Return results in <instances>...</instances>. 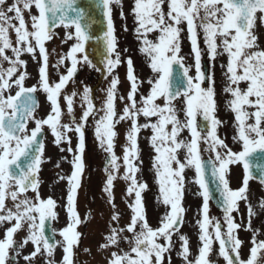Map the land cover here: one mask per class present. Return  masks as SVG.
Masks as SVG:
<instances>
[{
  "label": "snow or ice",
  "instance_id": "1",
  "mask_svg": "<svg viewBox=\"0 0 264 264\" xmlns=\"http://www.w3.org/2000/svg\"><path fill=\"white\" fill-rule=\"evenodd\" d=\"M164 0H134L132 12L138 24L136 32L144 36L141 52L147 54L150 58L149 66L157 74L155 80L149 79L151 85L150 93L141 97L142 106L137 107L135 95L138 91V80L134 75L133 62L131 57L127 58L128 80L130 81V92L127 99L130 101L123 113L116 119L115 110L116 89L119 83V77L111 80L110 87L107 90V97L100 112L103 113L96 120L95 135L98 138L101 147L109 154L108 164L114 170L119 169L117 160L119 159L114 152V121L119 122L126 119L132 120V127L127 133V140L130 147L125 149L123 156L126 171L123 179L129 181L127 193H135V202L130 205L133 209L131 223L127 230L133 232V239L129 242L131 253L136 254L133 258L129 253L118 255L113 252L109 264H163V254L170 250L172 235L179 230L183 223L184 208L182 207V198L184 191V170L186 167H193L197 174V183L203 190L202 221L197 223L201 229L199 240L202 246L199 248L198 257L194 261L188 259L190 251L188 247V238L180 236L182 241V255L185 264H210L209 255L212 249L214 239L219 241V255L225 260V264H259L258 252L264 250V241L256 242L253 237V247L250 249L249 258L245 261L240 259V248L243 243L235 231L241 227L235 223L231 213L237 209V201L247 199L246 191L249 175H246L243 186L237 190L229 187L226 171L228 165L243 161L244 168L247 171L249 165L246 157L256 148L264 150V51L246 52L245 49L256 47L257 37L253 34L257 13H260L259 19L264 23V0H168V11L162 8ZM113 4L121 5V0H92L91 8L98 9L106 22V31L102 36H96L97 41H102L106 49L104 58V68L111 74L113 70L121 63L119 53L116 52L115 28L112 19ZM38 11L37 15L31 16L32 31H28L24 12L31 13L32 8ZM12 15H9V14ZM203 13V15H201ZM121 15L123 13L121 12ZM199 19V25L195 22ZM18 21V26L13 23ZM182 22H186L190 39L195 52V67L197 77L188 75L189 68L183 64V58L178 54L180 52L178 36L181 29L178 27ZM95 18L89 8L78 5L77 0H13L11 4L8 0H0V60L8 61L10 67L3 69L0 67V224L11 223L5 231V238L0 239V264H6L9 260V250L19 249L31 242L34 245V251L24 259L32 261L42 249L46 251L49 257L59 243L63 248V264H73V246L77 243L79 233L75 231L80 223L78 213L75 210V198L77 190L80 187V177L83 171L82 154L84 151V127L90 115H94L95 109L92 101L89 99L91 89L85 87L82 99L87 101V108L83 111L80 122L73 120L75 127L70 125H61V108L58 103V97L66 83L73 77L77 71V64L80 60L77 53H84L85 44L93 39L90 29L95 24ZM62 25L65 29H74V32H68L65 37L67 40L74 39L76 42L71 46L66 57H61L58 65L64 62L67 57L71 58V67L66 75H62L60 80L52 85L48 82L47 61L48 55L45 48V41L52 39V29ZM202 27L205 38L211 51L212 57L217 55L216 37L222 38L223 50L229 54V63L227 66V75L229 85L225 88L226 92L231 93L233 99L230 101V107L236 112V120L239 122V139L243 141V151L233 152L227 148L223 140L216 134L217 125L220 123L215 116L214 99V80L210 77V86L206 89L201 88V83L206 76L201 72L200 51L197 47V27ZM16 34V46L14 47L10 38L9 30ZM143 30V31H142ZM159 31L158 42L153 43L146 38L147 33ZM37 48L42 58V64L39 69V86L47 94V99L52 105L51 112L44 119H36L35 112L39 107L35 93L39 90L36 85L30 88L24 86L26 73L20 74L12 83L9 80L17 72L18 65H26V61L20 59L24 52L36 57ZM11 49L13 57L5 55V50ZM115 53V59L112 54ZM84 63L92 65L85 54L82 57ZM179 64L183 70L185 84L182 87L172 88V66ZM97 71L101 69L96 68ZM239 70V74H238ZM240 82H247L246 90L239 87ZM17 87L15 95L9 90ZM235 85V87H233ZM8 92L7 95L5 93ZM76 93L67 96L68 111L71 113L72 100ZM183 96L186 105V122L181 124L174 107L169 105L175 99ZM164 97L165 103L161 107L155 104V101ZM254 97L255 99H250ZM121 100L124 97H120ZM245 107L255 108L256 111L249 113ZM197 114H201L204 120L210 122L211 130L207 131L206 136L202 137L203 128L198 129L196 123ZM143 115L146 118L158 117L156 123L137 124V117ZM254 118V123L245 125V121ZM29 120H34L35 127L30 131L27 128ZM171 124L170 132L165 131L167 125ZM50 127L54 143L60 145L62 142L71 144V138L67 132H77L79 143L77 154H74L72 161L73 172L67 179L71 185L68 199V212L71 223L61 230L63 242L52 240L45 235L46 220L55 219L56 213L52 211L55 207V201L48 197L40 198L38 173L43 162L44 143L40 138L43 127ZM207 127V125H205ZM141 128L153 129L151 137L152 145L158 154L155 157L156 172L160 192L163 194L162 203L169 207L162 218L160 226L153 229L147 222L144 207L141 198V191L147 187L146 183L138 182L136 173L139 168L133 164V158H138L137 135ZM187 128L190 131V142L178 140L179 133ZM63 129V131H61ZM247 132V134H246ZM255 134V138L250 139L249 135ZM212 150L218 147L226 149V155L221 156L216 151L214 160L211 163V176L217 184L220 196V206L225 213L227 230L222 235L221 224L217 221L212 225L213 232H209L210 220L208 217V201L210 198L209 182L206 181V162L201 160L199 143L202 139L208 140ZM162 145H170L163 146ZM186 149L185 161L181 162L176 152L180 148ZM61 151H64L61 148ZM67 151H73L71 147ZM21 157L27 158L26 165L22 166ZM219 162V166H217ZM175 163L176 168L172 165ZM264 167V166H262ZM108 171V168H106ZM116 178L113 171H108V176L104 191L108 194L110 202H113L112 194L113 181ZM59 179H64L63 176ZM261 183H264V175L261 177ZM29 189L36 193L35 201L25 197L18 199L21 193H26ZM10 197L14 202V210L6 208L5 200ZM264 208V202L260 204ZM254 215L251 204H249V224L251 228V216ZM113 221L119 220V213L112 216ZM14 221V223H12ZM139 223L140 229L137 232L136 226ZM27 224L28 235L17 244L14 241V234ZM124 229L112 228L110 234L106 236L107 243L101 247L107 248L115 246L120 241L119 233ZM55 234V230H53ZM163 237L165 244L157 243V239ZM51 240V242H50ZM87 251V249H86ZM19 255V251H16ZM51 264V261L49 262Z\"/></svg>",
  "mask_w": 264,
  "mask_h": 264
},
{
  "label": "flooded vegetation",
  "instance_id": "2",
  "mask_svg": "<svg viewBox=\"0 0 264 264\" xmlns=\"http://www.w3.org/2000/svg\"><path fill=\"white\" fill-rule=\"evenodd\" d=\"M124 4V9H121L119 5L113 4V23L115 28V37H116V52L119 53L121 63L113 70L111 74H109L106 69L103 67L95 66L92 67L87 63H84L82 57L85 55L84 53H80L82 64L80 65L79 75L76 77L77 82L68 81L65 87L59 93L58 102L67 101L66 97L70 92L78 94V115L69 113L68 108L60 106L61 108V117L60 124L61 125H70L73 128L76 123L80 122V118L83 114V111L87 108V101L82 99L83 90L85 87L91 89L89 99L92 101L94 105V109L96 110L94 115H90L85 127H84V151H83V159L85 162L83 163L84 173L82 171L81 181L88 183L94 182V174L97 169V176L99 179L104 178L107 180L108 171H113L116 178L113 181V197H114V205L113 214L119 213V220L113 221V228H122L124 229V234L119 235L120 241L117 245L111 246V252L117 253L118 255H123L125 253H129L133 258H136L135 253H131V244L129 243L134 237L133 232L127 230L128 225L131 223V218L133 216V209L130 205H133L135 202V193L129 195L127 193V188L129 186V181L123 179L124 173L126 171V166L124 164L123 156L125 154V149L130 147V142L127 140V133L130 131L132 127V120L126 119L123 121H119L118 123L114 121V131L116 132V136L114 138V152L115 155L119 158L117 160V164L119 165L118 170H112L109 167L108 171L103 169L101 161L106 159L109 155L100 145L98 138L95 135V123L96 120L99 119L102 112L99 111L104 105V102L107 97V90L110 87L111 80L114 77H119V83L116 89V100H115V110L117 113L116 119L123 113L124 107L130 103L127 99L128 94L130 92V81L128 80V67H127V58L131 57L134 68V75L138 80V91L135 95V99L137 102V107L142 106L141 97L147 96L150 93L151 85L148 83L149 79L155 80L157 78V74L153 72L150 64V58L147 54L141 52V48L145 45L143 44V39L145 38L142 35H139L136 32V28L138 26L135 16L132 12L134 7V0H122ZM165 13L168 11V0H164L162 5ZM121 12L126 13L125 21ZM9 15H12L11 13ZM203 15V13H201ZM197 25H199V20L195 21ZM14 24L18 26V21H13ZM256 24V22H255ZM178 27L181 29L179 32L180 35L186 34L188 31L186 22H182ZM32 30V29H31ZM143 31V30H142ZM68 32H74V29H65L62 25L55 27L52 30V39L45 41V48L47 50L48 61L47 66H55L58 67V61L64 54L69 50L70 43L69 40L65 42V37ZM201 33L205 35L202 27H197L196 34ZM159 31H153L147 33L146 38L153 43L158 42ZM9 38L13 44L16 46V34L13 30H9ZM181 45V43H179ZM180 47V46H179ZM182 50V49H181ZM5 55L14 58V54L11 49L5 50ZM112 58L115 59V53L112 54ZM21 60L26 61V65H18L17 72L13 74L12 78L9 80V83H12L18 76L22 73V66H37V64H42V58L37 48L36 57L33 58L32 54L24 52L21 57ZM207 58H202V62H208ZM92 65H94L92 63ZM11 65L8 61L0 60V67L3 69L9 68ZM96 68L101 69L97 71ZM48 82L50 85L58 82L60 80V75H47ZM40 78H25L24 86L26 88H30L33 85H36L39 89L37 91L39 95V107L35 112L36 119H44L51 112L52 105L47 99V94L40 89L39 86ZM210 86V83L207 87ZM17 87L13 84V87L9 90L12 95H15L17 91ZM8 92L5 93L7 95ZM64 95V96H63ZM63 96V101H62ZM120 97H124L123 100ZM74 98V97H73ZM182 99H186L183 96L175 99L169 105L170 107H174L175 114L180 120L181 124L186 122V105L185 101L182 103ZM165 103L164 97H160L155 101V104L159 106H163ZM183 104V105H182ZM184 109V111H183ZM200 118V123H201ZM158 117L153 116L151 118H146L143 115L137 117V124L143 125L145 123H156ZM197 128H199V114L196 117ZM34 120H29L27 123V128L30 131L35 127ZM172 125L169 124L166 126L165 131L170 132ZM44 135H45V145H46V157L43 158L41 169L38 173L39 180V195L42 199H47L51 197L56 204V200L58 197L61 199V203L64 204L65 197L67 193V184H64L62 179L59 177L64 176L66 170L70 167L71 161H73V154L64 153L58 154L54 156L52 149L50 148L52 145V141L49 140V136L53 133L49 126L45 125L43 127ZM63 131V129H61ZM68 137L71 138L72 143V134L74 131H70L66 133ZM153 129L151 128H141L137 135V144H138V158H133L130 156V159L133 160V164L139 168V171L136 173V178L140 183H146L147 187L141 191V198L144 207L145 216L148 224L153 228H158L160 226L162 218L165 216L166 212L169 211V207L162 203L163 194L160 192V187L158 183V176L156 172L155 157L158 155L155 152V149L151 142V137L153 135ZM178 140L184 141L185 143L190 142L191 134L189 129L184 128L177 137ZM67 143L62 142L61 144ZM243 143L242 140H232L227 141L225 145L227 146H236L238 144ZM68 144V143H67ZM69 145V144H68ZM71 145V144H70ZM206 144L203 146L205 147ZM170 146V145H162ZM199 146L201 144L199 143ZM186 149L180 148L176 152L177 158L181 161H185L186 157ZM56 160V161H55ZM103 163V161H102ZM95 165L96 169H95ZM173 168H176L177 165L173 163ZM58 175L55 177V173ZM184 191L182 198V207L184 208L183 213V223L179 227L177 232H174L172 235L171 248L169 251L163 254V264H185V261L180 255L182 248V241L180 236H186L188 238V247H189V257L190 261H194L199 254V248L202 246V242L199 240V236L201 233L196 234L198 230L197 221L201 218H198V208H199V198H201L202 189L197 183V174L193 167H186L184 170ZM246 174L243 173L241 169L233 170L229 179V187L233 190H237L243 186V181ZM102 182L96 180L95 183ZM263 184L257 179L250 177L248 180V186L246 191L247 199H240L237 202L241 206H249L251 204L254 215H261L263 208L260 207V204L264 202V188ZM27 197L35 201L36 193L34 191H28L26 193H21L18 199H24ZM6 208H12L14 210V202L10 199V197L5 200ZM54 211V210H52ZM249 212V211H248ZM14 223V221L12 222ZM11 226V223L0 224V239L5 238V231L8 227ZM140 229L139 223L136 226V231L138 232ZM57 236L59 242H63L61 240V235L59 230H57ZM28 235L27 224H25L20 230H18L14 234V241L19 244L22 242L25 237ZM214 242V241H213ZM157 243L165 244L166 241L163 237L157 239ZM89 248L91 249L94 255L100 253L101 241L98 240V237H92L89 242ZM217 249L219 251V245L212 244V249ZM19 251V255L16 254V251ZM34 251V245L31 242L24 244L22 248L19 249H10L9 250V260L6 264H54L55 259H62L63 257V248L58 243L53 250L52 256L49 257L42 249L41 253L38 254L32 261H27L24 259L25 256H28L30 253ZM56 255V256H55ZM210 259H213V255H210ZM216 262V261H215ZM214 264H224L223 262L217 261ZM153 264H155V258L153 257Z\"/></svg>",
  "mask_w": 264,
  "mask_h": 264
},
{
  "label": "rangeland",
  "instance_id": "3",
  "mask_svg": "<svg viewBox=\"0 0 264 264\" xmlns=\"http://www.w3.org/2000/svg\"><path fill=\"white\" fill-rule=\"evenodd\" d=\"M32 9L36 10L35 7H33ZM254 35L257 37V40L255 41L256 47L253 50L264 51V29L260 28V29L256 30ZM219 39H221V37L217 36L216 37V44L218 45V47H217V59L214 62V71L216 73V76L224 75V78H228V75H227L228 64L227 63L229 62L230 57L222 58L220 56L219 52H220L221 45H219ZM197 47H198V44H197ZM188 49L191 52L193 51L191 39L189 40ZM179 56L182 57L183 60L185 61L184 54H181ZM64 57H66V56H64ZM187 61L190 63V65L189 64L188 65L191 69V72L194 74H197L196 67H195L194 62H193V56L190 57V60H187ZM69 62H71V58L70 57L65 58L64 62L61 64L62 68ZM37 72L39 73V69ZM238 74H239V70H238ZM215 94H216V92H215ZM230 109H231V107L229 105V109L227 110L228 113H230ZM215 118L218 121H220V123L217 125V128H216V134L219 137V139L223 140V142L225 143L224 139L232 138V134L230 132H228L227 130H229L230 128H233V127H237L236 119L234 117L227 115L224 107H222L221 109L215 110ZM246 124H249V123L247 122ZM234 132H235V135H239V131L235 130ZM246 134H247V132H246ZM250 135H249V138L251 137ZM252 138H253V136H252ZM77 144H78V142L76 141V138H75V142L73 144V150L74 151L76 150ZM227 148L231 149V151H233L235 149V150H237V153L243 150V146L227 147ZM210 151L215 156H216V151H219L221 156L224 157V152H226V149L223 147H218L216 150L211 149ZM69 153H71V152H69ZM229 166L235 171V170H237L238 165H236V163H231V164H229ZM68 187H69V185H68ZM67 197H68V193L66 195V199H67ZM87 200H93V197L87 198ZM107 200L108 201L105 202V204H110L109 197H107ZM201 200L202 199L199 198V207L202 209ZM95 203H97V201H95ZM208 203H209V205H208L209 206L208 217H209V220L211 222L209 225V232L210 233L213 232L212 225H214L217 221H221L224 224V229L221 230V233L223 234L227 230V224L225 221V216L220 214V212L216 209V207L212 204V202L210 200ZM105 204H104V207L107 208V206H105ZM59 206H61V203H58V207ZM83 207H85V205H82L81 202L78 200L77 204H76V208L82 209ZM95 207L96 206L94 204L87 205L88 211H90V209H95ZM98 207L100 208L99 197H98ZM65 208L68 209V199H67V203L65 204ZM77 213L82 219H84L85 215L87 214V210H85V211L77 210ZM109 214H111V211L109 212ZM231 215L234 218L235 223L241 225V227L235 231V234L238 236V238L241 241H243L241 248H240V259L246 261L249 258L250 249L253 247V243H252L253 237H255V240L257 243H259L260 241H264V224H258L255 221V219L253 218V216H251V220H250L251 228L249 229L248 228L249 217H247V215H243L242 213H240L239 206H237V209ZM92 216L94 217V221L92 224L85 225L86 220L84 219V220H81L82 223H81L80 227L78 228V230L75 229V231L80 234L78 239H81L80 236L83 235L85 232H87L88 235H94L98 231L101 232L102 229H103L102 234H101V236H99V238H101L102 240H104L106 238V236H108L110 234V232L108 231V227L110 226L109 220H111L109 215L106 216L105 214L102 215V212H94V214ZM199 218H200V216H199ZM201 219H203L202 211H201ZM71 222L72 221H71L70 214H69V222L64 223V224H66L65 227H67L68 224ZM198 233H201L200 227H198L196 234H198ZM214 241L217 242V243L214 242L213 243L214 245L219 244V242L217 240L214 239ZM104 252L105 251H101V254H103ZM214 252H217V249H215ZM75 254H76V249L73 251V256H72L73 257L72 258L73 264H76V261L78 260V259L76 260V258H74ZM82 259L84 260V264H109L110 257L108 254L107 255L103 254V255H101L100 258H98V260H96V258L90 259L89 255L87 253L83 252ZM219 259L221 260V257L216 255L215 260H219ZM258 260H259V264H264V250H260L258 252ZM62 262H63V260H62ZM210 264H212V263L210 262Z\"/></svg>",
  "mask_w": 264,
  "mask_h": 264
},
{
  "label": "water",
  "instance_id": "4",
  "mask_svg": "<svg viewBox=\"0 0 264 264\" xmlns=\"http://www.w3.org/2000/svg\"><path fill=\"white\" fill-rule=\"evenodd\" d=\"M77 3L82 7L89 8L96 21V23L93 24L91 29L89 30L90 34L93 36V39L89 40L86 43V52L88 54V57L95 61H98V59L100 58L104 59L107 54L104 43L102 41H97L95 37L102 36L104 31H106V22L98 9L91 8L92 0H77ZM172 78H184L183 70L179 64H173ZM258 156H262L263 159H260L259 161V159H257ZM246 160L249 165V172L261 178L262 175H264V167H262L264 166V151L255 150L251 154H249V156L246 157ZM22 165H24V162H22ZM205 179L209 182V191L216 205L223 210L219 203L222 197L220 196L215 180L211 176V163L207 162ZM45 235L52 236V224L50 219L46 221Z\"/></svg>",
  "mask_w": 264,
  "mask_h": 264
}]
</instances>
